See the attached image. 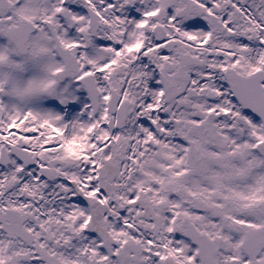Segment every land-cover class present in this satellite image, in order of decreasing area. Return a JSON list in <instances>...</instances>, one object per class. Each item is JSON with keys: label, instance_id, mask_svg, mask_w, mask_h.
I'll return each mask as SVG.
<instances>
[{"label": "snow or ice", "instance_id": "6c2138e0", "mask_svg": "<svg viewBox=\"0 0 264 264\" xmlns=\"http://www.w3.org/2000/svg\"><path fill=\"white\" fill-rule=\"evenodd\" d=\"M0 264H264V0H0Z\"/></svg>", "mask_w": 264, "mask_h": 264}]
</instances>
